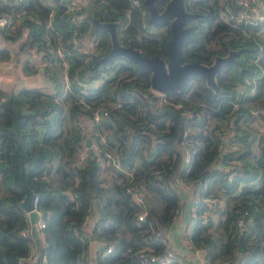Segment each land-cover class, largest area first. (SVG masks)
<instances>
[{
	"label": "trees",
	"instance_id": "1",
	"mask_svg": "<svg viewBox=\"0 0 264 264\" xmlns=\"http://www.w3.org/2000/svg\"><path fill=\"white\" fill-rule=\"evenodd\" d=\"M166 1H156L159 10ZM245 1L185 0L193 12L185 61L210 64L232 50L236 61L216 73L217 88L194 74L162 94L151 86V71L128 56L104 58L111 35L96 25L115 22L123 44L168 58L171 21L151 22L145 0H84L78 22L59 0L53 22L43 0H0V12L14 19L1 36L22 54L39 53L54 83L52 92L0 88V264H22L32 254L45 264H90L93 240L101 243L93 264H147L144 256L170 249L164 237L189 200L196 209L186 237L193 249L206 248L208 264H264V34L262 22L239 16ZM60 49L71 59L64 91L54 65ZM11 55L0 46V61ZM38 69L28 63L25 71ZM112 101L109 115L96 120ZM106 150L132 169L130 178L104 161ZM22 175L46 220L36 251L24 233L32 225ZM131 185L144 190L143 219ZM210 198L223 203L209 207ZM165 264L186 263L174 253Z\"/></svg>",
	"mask_w": 264,
	"mask_h": 264
},
{
	"label": "water",
	"instance_id": "2",
	"mask_svg": "<svg viewBox=\"0 0 264 264\" xmlns=\"http://www.w3.org/2000/svg\"><path fill=\"white\" fill-rule=\"evenodd\" d=\"M156 1L145 0V4L149 10L151 22L162 24L168 20L171 21L172 35L168 43V58L159 54L154 57L148 56L138 48L123 44L120 41L115 22L96 20L97 27L106 29L111 35L112 47L104 58L110 59L117 54L128 56L141 68L151 71V86L160 93L182 89L194 74L205 75L208 83L217 88L215 75L226 63L236 61L235 51L232 50L227 55L217 56L210 64L185 61L183 47L187 39L193 35V26L187 24V19L193 15V12L186 9L185 0H167L163 10L158 9ZM87 145H91L90 137L87 139ZM21 184L26 191L22 206L29 212L31 223L35 224L38 219V213L34 210L35 192L27 184L23 175L21 176Z\"/></svg>",
	"mask_w": 264,
	"mask_h": 264
},
{
	"label": "crops",
	"instance_id": "3",
	"mask_svg": "<svg viewBox=\"0 0 264 264\" xmlns=\"http://www.w3.org/2000/svg\"><path fill=\"white\" fill-rule=\"evenodd\" d=\"M84 1V0H81ZM6 46L11 50V57L9 59H4L0 61V74L2 76L0 81V88L3 90H7V87L12 85L11 87H39L47 92H52L54 90V83L51 82L48 74H46L44 70V66L40 67L39 65H43L44 59L40 57V54H34V52L30 51L29 53L22 54L21 51L16 47V44L12 41L4 40L1 36L0 29V46ZM70 65L71 59L69 56V51L63 50L60 52ZM58 51L55 52L54 65L57 68H62L64 66L62 57H58ZM61 56V55H60ZM61 60H60V59ZM30 63L35 65V67H39V69L35 72H27L25 71L26 65ZM184 199H187L184 193ZM193 201L189 200L188 203L182 207L180 213L175 219V222L167 231V237L170 248L173 250L175 255L182 260L186 264H208L205 253L198 250L193 249L189 243L188 238L186 237V233H188L192 221V207ZM28 214V212H27ZM94 224V215H90L88 218V226L92 228ZM185 232V237L181 234V232ZM31 236L33 238V248L34 251L39 249L45 242L44 232L35 226L31 229ZM101 245V243L97 240H93L90 243L88 249V255L90 256V261L94 263V258L96 255L97 248ZM22 264H36V256L30 255L25 257L22 260Z\"/></svg>",
	"mask_w": 264,
	"mask_h": 264
},
{
	"label": "built area",
	"instance_id": "4",
	"mask_svg": "<svg viewBox=\"0 0 264 264\" xmlns=\"http://www.w3.org/2000/svg\"><path fill=\"white\" fill-rule=\"evenodd\" d=\"M43 1L51 9L50 10V21L53 22L54 18H55V14H56V9L58 7V5H57L58 2H57V0H43ZM59 1L65 3V5L67 6V9L71 13H73V15L71 17V20H74V21L78 22L79 21L78 12L81 9L82 1L81 0H59ZM131 1H132V4L134 6H141L142 5V0H131ZM245 4H246L245 6H248L247 11H241L239 13V16L241 18H244V17L247 16L249 18L246 19V20L251 21V22H255V23L262 22L263 23L262 31H263V34H264V3H259L258 0H246ZM13 20L14 19H13L12 13L0 12V29L2 30L3 28H6L9 25H11ZM91 47H92V49L95 50L93 43H91ZM63 50L64 49H60L58 51V53L60 54V52L63 51ZM60 55H61L62 58L64 57L62 54H60ZM257 60L258 59L256 57L255 61H257ZM50 63H51V65L53 64L52 62H50ZM63 63H64V60H63ZM68 67H69L68 61H65L64 68L62 69V75H63V78L65 79L63 91L67 90V88L69 86L68 76H67V68ZM1 78H2V76L0 74V81H1ZM101 79H103V78L96 79L94 81V84L97 85L100 82ZM162 94H164V93H162ZM115 104L116 103L114 101H112L111 104H109L108 106H105L102 109L96 110L95 119L99 120L102 117H105V116L109 115L110 107L115 105ZM259 111L264 112V108H260ZM100 138L103 141L105 139V135L102 134L100 136ZM99 146H100V144L98 142L94 143V147L98 151L101 150V148ZM187 157H189V154H188ZM83 159H84V154H81L80 162H82ZM104 161L108 162V163H113L116 166V168L118 170L122 171L125 175H127L128 178L131 177L132 172H133L132 169L129 166L121 164L119 162L117 156L114 153H112L111 151H109V150L105 151ZM128 190L131 192L133 199L137 203H139V205H140V211L138 212V219H143L145 217L146 213H147V207H146V203H145L144 190H142L140 187L135 186V185L129 186ZM217 201H219L220 203H223L222 199L210 198V199L207 200L208 206L213 208ZM34 204H35L34 210H36L37 213H38V219H37V222L35 224L31 223L30 218H29V212L26 211V212H28L27 215H28L29 221H30L32 226L30 227V229L24 230V233L25 234H29V235H31V229H32L33 225L37 226V228L42 230V231H43V227H45V225H46V220H45L42 212L38 208V197H37V195H35ZM191 209H192V215H194L195 214L194 212H195V209H196L194 204L192 205ZM240 222H242V220H240ZM84 228H85L84 229V234L86 235L87 231H89V229H90L89 226H88V220H86V223L84 224ZM164 239L168 241V237H164ZM168 245H169V242H168ZM112 246L113 245L111 244L108 247L107 252L112 250ZM198 250H200V251L205 253L206 248H202V249H198ZM173 254H174V252L170 248L167 251V253L164 254V255H157V254H152L151 253V254H148L147 256H144L143 260L147 264H153V261H155V260H158L160 263L165 264V263H167L168 261H170L172 259V255ZM32 255L36 256L34 254H32ZM22 260H23V258L21 259V263H22ZM89 263L93 264V262H91V261ZM36 264H45V261L38 260L37 256H36Z\"/></svg>",
	"mask_w": 264,
	"mask_h": 264
},
{
	"label": "rangeland",
	"instance_id": "5",
	"mask_svg": "<svg viewBox=\"0 0 264 264\" xmlns=\"http://www.w3.org/2000/svg\"><path fill=\"white\" fill-rule=\"evenodd\" d=\"M58 57H61L60 54L58 55ZM59 59H60V58H59ZM60 60H61V59H60ZM62 60H66V59L63 57ZM42 62H44V64L48 63L46 60H44V61H42ZM44 64H43V65H39V66L42 67V66H44ZM63 68H64V66H63ZM11 86H12V85L8 86V87H7V90H11V89H17V88H19V87H11ZM181 234L185 237V232H184V231H182Z\"/></svg>",
	"mask_w": 264,
	"mask_h": 264
}]
</instances>
